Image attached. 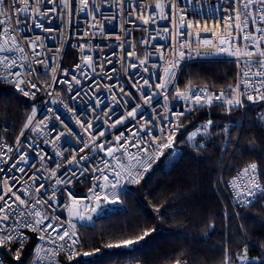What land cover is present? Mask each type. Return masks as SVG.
Segmentation results:
<instances>
[{"label": "built area", "instance_id": "obj_1", "mask_svg": "<svg viewBox=\"0 0 264 264\" xmlns=\"http://www.w3.org/2000/svg\"><path fill=\"white\" fill-rule=\"evenodd\" d=\"M29 2L30 5L37 6L41 13L46 12L47 15H36L31 11V7L28 12L18 13L17 9L22 6L21 0H0V10L9 18V23L15 30L12 34L17 37V43L24 50L23 53L0 52V57L8 56L16 59L14 69L0 65V81L9 84L19 94L25 96L16 88L15 82L3 78L8 72L19 71L22 73L21 79L25 81V84L22 85L24 90L36 93L35 96H25L35 101L29 115L32 116L33 109H36L33 122L27 129L23 127L12 140H8L6 136L0 138V147L6 145L13 149V152L8 154L9 162L7 164L0 162V189H4L3 181L8 178L9 185H14L13 191L27 200L29 204H34L36 199H40L42 203L38 210L46 213L49 217L58 218L46 220V224L63 223L67 227L66 222L69 219L67 206L71 203L69 192L75 199L86 202L79 210L89 212L91 208L96 207L95 200L89 204L86 198L89 196V189L93 188L94 184L98 185L103 182V174L93 172L92 169L102 168L104 160L111 163V158L106 155V152L93 151L91 146L86 148L83 153L79 152V149L83 148L84 144L91 139L89 132L85 131L89 122L93 125L90 132L97 136V143H107L112 147L119 146L115 140L116 135L124 133L122 143L124 139L131 136L132 129L139 130L141 124L146 121L151 122L148 127L151 129L153 137H162L161 127L164 128L163 135L166 136L169 132V126L168 121L164 119L165 116L171 120L172 117L169 113L185 111L187 108L192 110L200 108L194 106L191 101L177 97V89L186 95L194 94L201 88L206 89L210 94L218 95L220 93L205 85H194L188 89L180 88L177 85L180 68L185 63L193 61L226 60L233 62L235 65V82L232 87L241 82L239 90L244 92L243 72L248 69L243 61L237 62L235 57L227 53H220L215 47L201 43L203 40H211L214 44L219 43L213 32L222 34L226 19L234 17V10H238V0H203V6L193 5L189 0H177L180 7L186 10L187 19L199 20L202 27L206 25L208 28V31L193 29L189 34V30L184 27L182 29L183 35H178V31H181L178 18L179 10L173 18V10L168 4H165L167 18H160L158 10L155 9L156 0H88V8L85 10H81L80 0H68L67 8L64 6L63 0H53L51 4L48 3V0H39L38 5L36 0H29ZM52 8L57 9V11H48ZM89 12L95 16V19L89 15ZM153 13H155V18L149 24H144L142 20L138 19L139 15L152 16ZM4 19L5 15H0V20ZM17 21H19L18 24ZM36 23L43 25V27H36ZM234 24L235 20H233ZM90 25L98 26L90 27ZM260 27H264V24H261ZM165 29H169V31L165 32ZM2 30L3 26H0V31ZM248 30L254 32L255 26L250 24ZM233 35L235 36L237 33L234 32ZM37 37H39L38 40ZM30 42H35L38 46L33 48L30 46ZM181 43H184L185 47H179ZM81 45L84 47L81 48ZM237 46H243L242 34L239 36ZM129 52H134L135 55L129 56ZM181 52L184 53L182 58H180ZM84 56L93 58V67L83 66ZM176 59H179V63L175 66L172 83L167 86L166 92H159L154 88L155 84L159 83L166 75L164 68L170 63H174ZM108 60L112 62L108 63ZM140 60H146V65L140 66ZM78 64L81 65L80 70L76 68ZM132 64H136L138 67L132 68L130 66ZM145 67H147V71H145ZM65 70H67V74H65ZM251 70L255 72L256 66L253 65ZM73 76L80 80L79 84L75 83ZM143 80H148L151 87H143L142 90L134 87V84L137 83L142 85ZM29 84H35L39 91L29 87ZM69 84H71V88H69ZM121 88L123 92L120 91ZM142 92L154 97L151 104L145 105L143 103ZM157 92L159 94H155ZM113 94H116L117 99L115 101L112 99ZM165 96H167V101H165ZM97 100L102 101L99 107H96ZM244 101H247L246 97ZM136 104H141L142 107L135 118H128L125 123L110 127V124L119 119L121 115H126L127 111H130ZM213 105L228 107L223 100L214 101ZM239 109L243 110V107ZM188 112L190 111H187L186 114ZM258 116L264 119V102L259 109ZM105 119L109 121L108 124L104 123ZM41 120L44 121V124L37 128ZM78 120L80 123H77ZM82 124L85 127H82ZM33 128L37 130L33 131ZM2 129L6 131L4 126ZM98 130L105 131V136L100 137ZM21 131L24 132V135H21ZM57 136L61 137L58 141L56 140ZM141 136L144 139L149 138L144 132H141ZM17 137H20L19 145ZM29 143L33 145L31 149L27 147ZM158 143H166V140L161 138ZM18 147H22L29 156V163L18 165L25 169L23 173L15 170L10 171L12 163L19 159ZM4 150L6 151V148ZM57 151L63 152V155L57 156ZM136 151V148L129 149L132 154H135ZM73 154L76 155L77 159L80 155H87L89 159L80 161L79 164L66 163L72 159ZM41 155L45 157L43 161ZM117 156H122V153L118 152ZM2 160L3 157H0V161ZM127 162L125 159L124 163ZM57 163L63 165L57 172V178L70 175L69 169L76 172L77 176L71 184L62 183L55 186L56 196L55 202H53L49 198L53 192L55 178L50 179L49 177L50 170L55 168ZM248 163L251 162L245 163L230 178L221 182L222 192L233 211L245 205L237 203L230 182ZM85 168L88 171H84ZM34 173L40 179L36 181L35 186L29 189L30 195L25 196L22 189L32 184ZM148 173L145 174L144 178ZM104 174L109 175L110 179L114 178L109 172ZM39 184H44L45 188L37 193L36 186ZM130 185L132 184L125 183L118 201L106 203L103 211H100L99 214H92L90 221L74 219V223H76L75 238L78 242V228H91L100 216L120 209V198L125 195ZM0 194L3 193L0 192ZM8 198L15 199L11 197V194L6 197V199ZM110 199L113 198L110 197ZM3 203L0 201V207L3 206ZM112 206L114 207L111 208ZM122 206L124 207L123 203ZM13 208L17 215L9 214L10 219L0 224V228H14L19 220L23 219L18 214L25 210L24 206L18 205L17 202L13 204ZM108 208L111 209L107 210ZM27 219L31 223H35L34 216L27 217ZM22 232L28 237L24 243L32 236L35 237L31 248V263L36 260L38 249L53 247L48 242L47 236L41 240L42 232L40 230L31 231L28 228H23ZM58 243H63L66 249L67 244L71 242ZM8 244L13 245L15 249L21 247L19 240ZM77 245L78 243L74 246L75 251ZM61 258H67L66 250L58 254V264ZM0 260L6 264L1 250ZM39 264H49L44 252L40 253Z\"/></svg>", "mask_w": 264, "mask_h": 264}, {"label": "trees", "instance_id": "obj_2", "mask_svg": "<svg viewBox=\"0 0 264 264\" xmlns=\"http://www.w3.org/2000/svg\"><path fill=\"white\" fill-rule=\"evenodd\" d=\"M234 82L235 65L226 60L185 63L177 77L180 88L205 85L225 97ZM34 102L0 81V138L12 140L20 132ZM262 103L244 101L243 110L231 111L224 105H205L188 112L180 120L174 148L165 150L139 184L129 186L122 196L123 209L102 216L91 228H78L80 255L71 261L61 258L59 264H224L226 253L229 264H241L238 257L245 248L250 261L264 257V197L233 211L221 189V182L247 162L261 166L264 183V119L258 116ZM208 121H214L208 133L189 142V134ZM234 122H240L242 130L232 128ZM226 126L232 143H226ZM201 143L204 147L198 149ZM172 160L178 162L173 166ZM150 229L156 231L134 247H106ZM34 241L32 236L19 249L0 245L6 264H33Z\"/></svg>", "mask_w": 264, "mask_h": 264}, {"label": "snow or ice", "instance_id": "obj_3", "mask_svg": "<svg viewBox=\"0 0 264 264\" xmlns=\"http://www.w3.org/2000/svg\"><path fill=\"white\" fill-rule=\"evenodd\" d=\"M22 6L17 9V12H28L30 7L31 11L36 15H47V13H41L37 6L30 5L29 0H21ZM189 2L193 5L199 4L203 6V0H189ZM48 3H53V0H48ZM64 6L68 7V0H63ZM36 4H39V0H36ZM81 10H85L88 8V0H80ZM165 4H168L171 9L173 10V18L178 11V18L180 21V28L181 31H178V35H183L182 29L186 27L189 30V34H191V30L197 29L208 31L206 25L203 27L201 26L199 20H189L187 19V12L186 10L182 9L177 3V0H156L155 9L158 10L160 14V18H167L165 13ZM99 10V9H97ZM48 11L55 12L57 9L52 8ZM146 11V10H145ZM235 11L234 17H228L223 25L222 34H218L213 32V35L217 37L219 43L214 44L211 40H203L201 41L204 45H210L215 47L218 52L220 53H227L237 59V62L243 61L244 65L247 67L248 70L243 72V80L242 85L244 88V92H241L239 89L241 87V82H238L235 87L230 88L231 96L226 98L223 91H221L218 95L217 94H210L207 92L206 89H198L194 94L189 93L185 94L177 89L176 96L182 97L186 101H191L194 106L203 107L205 105L211 106L213 105L214 101H221L223 100L224 104L228 106L227 110L231 111L233 108H242L244 107V98L246 97L247 101L249 102H264V27H260L261 24H264V0H238V10ZM0 15H5L4 20H0V26H3V30L0 31V52L9 51V52H20L23 53V49L20 48L19 44L17 43V37L13 35L14 29L12 28L11 24L9 23V18L6 14L0 10ZM89 15L95 19V16L89 12ZM155 18V13L152 16L148 15H139L138 19L142 20L144 24H149ZM233 20H235V24L233 25ZM19 21H17V24ZM255 26V31H249V25ZM98 26V25H90ZM36 27H43V25L36 23ZM220 27V25H217ZM165 32H168L169 29H165ZM237 33V35H233V33ZM240 34L243 35V46H237L239 44V36ZM39 37H37V40ZM119 39V37H117ZM146 43V41H145ZM10 45V46H9ZM30 46L33 48L37 47L38 45L35 42H30ZM81 48L84 46L81 45ZM179 47H185L184 43H181ZM157 51H160L157 49ZM39 55V53H36ZM129 56L135 55L134 52H129ZM184 55L183 52L180 54V58ZM257 58L258 63H257ZM83 66L84 67H93V58L91 56H84L83 57ZM111 63V60L107 61ZM179 63V59H176L174 63H170L167 67L164 68V72L166 75L160 80L159 83L155 84L154 88L159 90V92H166L167 86L172 83V77H174L175 66ZM0 65H4L6 68L14 69L16 67V59H12L8 56L0 57ZM146 60H140V66H145ZM255 65L257 70L252 72V66ZM132 68L138 67L136 64L130 65ZM23 67V65H20ZM155 67V65H153ZM77 70L81 69V65H76ZM55 71V69H52ZM147 67H145V71H147ZM65 74H67V70H65ZM22 73L19 71L16 72H8L3 78L5 80H12L16 84V88L23 92L25 96H35V92L25 91L22 87L25 84V81L21 79ZM55 79V77H54ZM73 80L76 84L80 83V80L73 76ZM68 83L67 81H64ZM29 87L33 89H37L35 84H29ZM134 87L142 88L143 87H151L148 80H143L142 85L137 83L134 84ZM69 88H71V84H69ZM39 91V89H37ZM123 92V89H120ZM159 92L155 94H159ZM79 95V94H77ZM141 98L143 99V103L145 105L151 104L153 100L152 95H146L142 92ZM112 99L115 101L116 94H113ZM165 101H167V96H165ZM102 101L97 100L96 107H99ZM120 103V101H117ZM127 103V101H124ZM142 107L141 104H136L134 107L131 108L130 111H127L126 115H121L119 119H116L114 123L110 124V127H116L117 125L125 123L128 118H135L139 112V109ZM191 108H187L185 111L169 113L172 117L171 120L168 119V116H165L164 119L168 121L169 132L165 136L164 128L161 127L162 137H153L151 129L148 127V124L151 123L150 121H146L144 124H141L139 130L132 129V134L130 137L123 140L121 143L122 137L124 133H120L119 135L115 136L116 142H118V147L109 146L107 143H97V136L90 132V129L93 127L91 122L87 124L85 131L89 132L91 139L88 143L84 144L83 148L79 149L80 153H83L86 148L92 147L93 151L99 150L101 152H106V155L111 158V163L108 160H104L102 168H93L92 171L96 173L103 174V182L94 184L93 188L89 189V196L86 198L87 203H91L93 200L96 201V207L91 208L89 212H85L79 210L81 206L85 205L84 200H77L73 197L72 193L69 192V200L71 203L67 206V210L69 213V219L66 222L67 227L64 226L63 223L55 224V223H45L46 220H56L57 217H49L46 213L38 210L41 206V200L36 199L34 204H29V202L23 199L20 195H18L15 191H13L14 185H9L8 178H5L3 181L4 189H0V201H3V206L0 207V224L4 221L10 219V215H17L15 209L13 208V204L18 202V205L24 206L25 210L19 212L20 219L19 222L16 224L14 228H0V245H4L6 243L14 242L19 240L21 242V247H23L24 241L28 239L26 235L23 234L22 229L28 228L31 231L40 230L42 232L41 240L45 239V236L48 238V242L53 245L52 248L48 249H38L36 254V260L33 261V264H39L40 261V253L44 252L47 256L49 264H58L57 256L61 252L67 251V259L73 260L74 257L79 256L80 253L74 250V246L78 243L76 237V223L75 220L85 221L91 220L92 214L96 213L99 214L100 211H103L106 203H116L118 201V197L122 191L123 185L125 183L130 184H139L140 181L144 178L145 174L148 173L153 165L157 164L162 156L165 155L166 149L174 148L175 144V137L177 131L182 126L180 123V118L185 116L187 111H191ZM51 111V109H49ZM95 111V109H93ZM36 113V109H33V115L28 117V123L24 125V128L27 129L29 125L33 122V116ZM59 119V117H57ZM77 123H80L78 120ZM105 124H108L109 121L105 119ZM44 124V121L41 120L37 125L39 128L41 125ZM214 125V121H208L205 123L202 129H196L189 134L187 140L192 142L197 139L198 136H202L208 133L209 127ZM82 127H85L83 124ZM232 128H240L242 130L243 125L240 122H234L232 124ZM36 131V128L32 129ZM141 132H144L149 137L148 139H144L141 136ZM223 133L226 137V143H232L229 133V127H225L223 129ZM98 134L100 137L105 136V131L98 130ZM21 135H24V132L21 131ZM163 138L166 140V143H158V141ZM61 139L60 136H57L56 140L58 141ZM20 137H17V143L19 145ZM55 143V142H53ZM238 143V141H237ZM29 149L33 147L31 143L27 145ZM203 143L197 145L198 149L203 148ZM6 148V151L4 150ZM130 148H136L137 151L135 154L129 152ZM249 150H254V146H249ZM17 151L19 152V159L12 163L11 170L19 171L23 173L25 169L23 167H19L20 164H27L29 163V156L23 150L22 147H18ZM13 149L6 145L0 147V157H3V160L0 161L2 163L7 164L9 162L10 157L8 156L9 153H12ZM122 153V156H117V153ZM39 154V150H38ZM57 156H62L63 152L57 151ZM174 157H178L179 153H172ZM44 155H41V160H44ZM89 157L87 155H80L79 159H77L76 155H72V159L66 161L68 164H79L80 161H87ZM127 160V163H124V160ZM178 162L177 160H172L170 163L173 164ZM63 165L57 163L55 168L50 170V179L55 178L54 185H53V192L49 199H52L55 202V186L60 184H71L72 180L77 176V173L71 171L69 169L70 175H67L62 178H57V172ZM35 167V166H34ZM142 169V171H141ZM261 166L258 165L257 162L248 163L243 170L238 173L236 177L230 182V186L235 193V197L237 203L240 205L251 206L254 204L259 198L264 197V183L261 182ZM84 171H88V169H84ZM106 172L111 173L113 179L109 178V175L104 174ZM40 179L35 173L32 177V184L28 185L26 188L22 189L25 196L30 195L29 189L36 185V181ZM45 188L44 184H39L36 186V192L39 193L41 189ZM14 197L15 199L12 200L11 198L6 199V197ZM113 198V199H110ZM47 203V201H44ZM34 216L35 223H31L27 217ZM210 227H212L210 225ZM156 231V229H150L144 231L142 235L136 236L135 239H124L120 240L115 244H108L106 247H134L136 244L142 242L145 238H147L151 232ZM6 233V234H5ZM70 241L71 243L67 244V248L65 249V245L63 243L58 242H65ZM100 250L97 249L96 252L98 253ZM248 250L245 248L243 253L239 255L238 259L241 261V264H264V257H258L254 261H250L248 254ZM95 253H88L85 252L83 255L90 256ZM15 259L19 261L21 259L20 251L17 250ZM0 264H3V261L0 260ZM176 264H180L179 260L176 261ZM224 264H229V257L227 253L225 255Z\"/></svg>", "mask_w": 264, "mask_h": 264}, {"label": "rangeland", "instance_id": "obj_4", "mask_svg": "<svg viewBox=\"0 0 264 264\" xmlns=\"http://www.w3.org/2000/svg\"><path fill=\"white\" fill-rule=\"evenodd\" d=\"M122 201V202H121ZM122 203H123V199L122 198H120V205H119V207H121V208H123V206H122ZM124 204V203H123ZM114 206H112L111 208H113ZM111 208H108L107 210H110ZM110 212H112V211H110ZM110 212H108V213H106V214H109ZM106 214H104V215H102V216H105ZM102 216H100L99 218H102ZM98 218V219H99ZM97 221V220H96Z\"/></svg>", "mask_w": 264, "mask_h": 264}]
</instances>
